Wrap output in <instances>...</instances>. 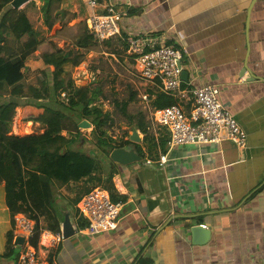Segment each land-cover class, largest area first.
Listing matches in <instances>:
<instances>
[{
    "label": "crops",
    "instance_id": "obj_1",
    "mask_svg": "<svg viewBox=\"0 0 264 264\" xmlns=\"http://www.w3.org/2000/svg\"><path fill=\"white\" fill-rule=\"evenodd\" d=\"M62 1L65 16L81 18L85 25L86 11L79 16L68 5L72 0ZM122 1L129 4L117 38L148 33L179 48L188 73L181 86H217L218 99L245 132L246 144L238 148L232 140L223 139L168 150L163 142L167 133L151 124L148 114V139L137 134L134 145L123 146L140 160L121 164L110 159L109 153L112 164L99 159L112 169L113 192L123 205L115 226L94 235L79 225L85 221L76 209L79 199L95 187L92 179L62 186L50 180L48 198L42 201L52 202V207H31L26 193L28 172L23 169L21 182L11 190L12 195L21 193L11 204L5 191L7 178L0 175V264L16 262L9 248L16 246L14 217L19 213L34 216L40 231H51V218L62 231L68 215L73 234L48 249L49 260L56 264H264V0ZM36 69H47L41 56L25 62L27 72ZM35 76L26 77L25 84L35 86L30 83ZM144 89L151 101L156 89ZM17 110L19 117L43 112L32 104ZM26 125L31 131L34 123ZM40 128L31 133H42L45 128ZM163 153L166 160L160 166ZM99 175L102 179L96 186L106 189L107 176ZM39 179L47 181L41 175ZM195 225L209 229L207 242H192L190 229ZM8 233H12L9 247Z\"/></svg>",
    "mask_w": 264,
    "mask_h": 264
},
{
    "label": "trees",
    "instance_id": "obj_2",
    "mask_svg": "<svg viewBox=\"0 0 264 264\" xmlns=\"http://www.w3.org/2000/svg\"><path fill=\"white\" fill-rule=\"evenodd\" d=\"M11 1L0 0V51L6 45L9 32L16 39L21 38L25 34L31 35L33 33V28L24 13L20 12L15 18L8 20L10 13L16 10L10 6ZM40 1L42 4L40 9L43 13V22L50 27L56 24V20H53L56 15L61 14L64 17L66 14L64 10L60 9L61 0ZM4 8H7L6 11H3ZM116 40L120 42L122 39L116 37ZM112 41L113 38L111 37L102 44L109 48L112 45ZM93 43L95 41L87 33L84 25L82 33L76 34L74 45L80 49L90 47ZM110 50V53L114 52V49ZM75 52L74 49H54L42 54L41 59L47 69L37 75V86L26 85L23 81L25 55L17 57V55L5 56L0 53V175L7 178L5 191L9 204L13 203V198L17 199L21 195V193L11 194V190L16 186L10 185V181L13 184L21 182L23 169L29 174V179L26 181V193L31 207H52V202L49 203L47 201L44 203L42 201L48 198L47 189L50 180L62 186L69 181H79L88 177L87 179H92L96 183L93 186H96L102 179L101 175L96 176V173H105L107 176L104 182L108 181L110 183L105 186L110 193V198L113 201H122L113 192L112 169L105 166L103 161L96 160L89 153L68 148L67 146L71 144L72 140L61 134L66 129L63 124L66 110L70 111L78 108L81 111V118L88 121L96 129H99L108 120V116L103 114L99 107L92 105L94 99L102 93L101 88L76 87L69 75H63V65L68 63L78 65L83 60L84 53ZM47 76H50V81H48ZM182 85L184 86V83ZM60 91H65L68 95L67 105L60 100ZM134 94L132 93L128 100H133ZM127 102H116L115 104L122 111H125ZM176 102L177 99L171 95L157 92L150 101V105L153 108H162L173 105ZM26 104L42 108L43 112L36 116L19 117L17 107ZM145 120V116L141 114L136 123L132 122L144 134V140H146L145 138L148 134ZM24 121L40 123L45 129L42 133L19 136V132H17L18 122ZM13 125L14 130L12 132L11 126ZM103 135L104 132L100 131L97 135L96 143L102 148L110 164L113 163L108 157L111 149L133 144L131 141L125 140L123 144L116 145L112 140H105ZM166 141L167 139L163 141L165 145ZM136 147L140 153L139 147ZM39 175L45 177L47 181L43 183L39 179ZM37 183L39 188L36 186ZM31 218L34 219L35 217ZM50 220H53L54 223L49 225L48 228L53 232L58 231V221L53 218ZM79 225L84 226V223H79ZM39 234L40 230L35 225V233L30 239L32 245L37 246ZM11 241L12 233H8V247L11 245ZM9 250V253H12L14 258H17L16 247L15 249L9 248Z\"/></svg>",
    "mask_w": 264,
    "mask_h": 264
},
{
    "label": "built area",
    "instance_id": "obj_3",
    "mask_svg": "<svg viewBox=\"0 0 264 264\" xmlns=\"http://www.w3.org/2000/svg\"><path fill=\"white\" fill-rule=\"evenodd\" d=\"M86 3L89 12L85 26L96 43L121 35L120 20L129 3L122 0H86ZM122 39L126 41V50L141 86H150L177 99L173 105L153 108L147 92L140 91L151 123L168 135V150L190 143L217 144L223 139L232 140L238 148L245 146L246 134L232 113L220 103L217 86L204 85L191 89L181 86L184 83L181 79L184 67L179 48L148 33L127 35ZM60 98L68 102L65 91L60 93ZM165 160L166 153L160 154L158 165H164ZM145 162L150 163L148 160ZM122 205V201H113L109 192L99 186L86 192L76 204L77 216L85 221V233L94 235L112 229ZM35 225V220L25 214L15 215L14 235L23 238L21 244L15 243V264H56L49 260L48 249L64 239L62 231H40L37 246H34L30 239L35 233Z\"/></svg>",
    "mask_w": 264,
    "mask_h": 264
},
{
    "label": "rangeland",
    "instance_id": "obj_4",
    "mask_svg": "<svg viewBox=\"0 0 264 264\" xmlns=\"http://www.w3.org/2000/svg\"><path fill=\"white\" fill-rule=\"evenodd\" d=\"M72 1L73 4L68 5L73 9H77L79 16L83 17L85 11L88 14L89 10L86 0ZM64 2L66 3L63 0L62 3ZM41 5L39 0H28L14 12L10 13L8 20L15 18L20 12L24 13L33 28V33L31 35L25 34L21 38L16 39L9 32L6 45L1 48L0 53L5 56L17 55V57L25 55L23 81L26 83L25 78L35 74L36 76L30 81L31 84H36L35 86H37V74L44 70L36 69L27 72L25 70V62L27 60H37L42 54L54 49H74L75 53H84V58L80 64H67L62 67L63 75H69L76 87H100L102 93L94 99L92 105L99 107L102 113L108 116V120L99 129L94 128L91 124L88 127H80L79 123L83 121L80 116L81 111L78 108L70 111L66 110L63 119L66 129L63 130V135L72 140L71 144L67 146L68 148L89 153L96 160L100 159L105 162L107 158L102 148L96 143L97 135L100 131L104 132L103 136L105 140H112L116 145L123 144L125 140L135 144L133 140L136 137L132 139L131 135L133 131H136L140 136L141 132L138 131L132 122L136 123L140 115L143 114L147 125H149L147 106L140 97V91L144 92L145 87L141 86V81L135 74L133 61L125 48L127 45L126 41L121 40L119 42L113 37L112 45L109 48H106L102 43L95 42L90 47L78 49L74 45V42L76 34L82 33L84 26L82 19H71L67 15L62 17L59 14L53 18V20H56V24L50 27L43 22ZM62 7L71 11L65 4ZM85 8L86 10H84ZM6 9L4 8L3 11H6ZM110 49H114V52L110 53ZM47 79L50 81V76H47ZM132 93L135 94L133 100L130 101L128 98ZM123 101H128L125 111H122L115 104L116 102L122 103ZM64 102L65 104L68 103L65 100ZM33 123L31 131L38 132L42 125L39 123L41 126H36L37 124ZM25 127H27L25 121L18 122L17 132H19V136L33 134L28 128L25 129ZM12 129L14 130V125ZM26 130L29 132L27 133ZM148 137L146 136L145 139H148ZM92 182L96 184L94 181ZM10 185L18 187V182L14 184L11 182Z\"/></svg>",
    "mask_w": 264,
    "mask_h": 264
},
{
    "label": "water",
    "instance_id": "obj_5",
    "mask_svg": "<svg viewBox=\"0 0 264 264\" xmlns=\"http://www.w3.org/2000/svg\"><path fill=\"white\" fill-rule=\"evenodd\" d=\"M28 0H12L10 2V6L12 8L18 9L21 5H23ZM181 79L183 82H187L188 79V73L186 70L181 71ZM89 122L86 120L80 121L79 126L80 127H88ZM224 134V133H223ZM136 137V139H135ZM131 138L137 140V133L136 131H133ZM109 157L114 162L121 163V164H127L135 160H140V156L136 155L133 151L127 150L123 147L114 148L109 152ZM191 238L192 242L195 244H202L209 240L210 237V231L209 229H206L203 227V225H195L191 227ZM62 233L63 237L67 238L73 234V229L69 220L68 215L66 214L64 216V221L62 223ZM23 242V238L21 236H17L15 239L16 244H21Z\"/></svg>",
    "mask_w": 264,
    "mask_h": 264
}]
</instances>
